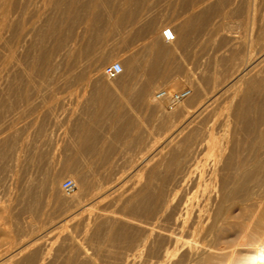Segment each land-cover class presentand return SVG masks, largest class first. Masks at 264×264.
<instances>
[{"label": "rangeland", "instance_id": "rangeland-1", "mask_svg": "<svg viewBox=\"0 0 264 264\" xmlns=\"http://www.w3.org/2000/svg\"><path fill=\"white\" fill-rule=\"evenodd\" d=\"M0 1L1 4L5 2L0 4V21H5L0 22V53H5L4 58L0 55V77L5 74L0 82V96L3 93L0 97V264H126L133 251L124 236H139L141 216L135 213L136 217L139 216L135 218V214L127 212L129 206L125 200L112 205L109 197L103 201L105 204H95L94 191L86 186L105 175L112 176V180H121L119 195L125 190L128 195L139 191L140 184L150 176L156 164L154 161L162 160L151 147L153 142L162 141L164 134L174 125L179 123L181 126L188 111L195 109L198 100L195 97H199L200 90L210 93L216 80H229L239 67L264 65V0H26L27 4L25 0ZM5 9L9 10L6 12ZM93 13L97 14L96 18ZM158 17L166 20L161 27L156 21ZM167 26L177 30V40L166 42L159 38ZM17 28H20L19 32ZM181 37L183 46L180 47ZM22 40L28 43L23 44ZM44 49L50 54L48 57H45ZM35 51L38 52L34 54ZM158 57L170 62L178 58L185 65L177 62L149 65ZM117 61L123 63L125 72L109 79L104 68ZM100 64H103L101 77L96 78ZM81 66L85 73L80 70ZM247 77L250 80L231 87L220 97L223 99L215 102L212 109L217 110V115L229 113L233 117L245 96L253 103L263 102V95L253 80L254 74ZM185 88L192 90L191 95L174 109L169 108L168 99L156 98V93L162 89L176 92ZM144 89L149 91L143 99L140 95ZM97 110L105 113L103 121L98 123L92 120ZM259 113L255 112L253 117L258 118ZM177 119L180 122L175 123ZM88 126L94 127L97 136L92 135L93 140L89 137L85 141ZM234 131L229 135L230 139H244L241 138L243 134ZM255 137L254 134L244 139V145L241 142V156L252 159L253 151L256 154L259 146L264 148V142L258 145ZM82 178L89 181L85 184ZM66 179L77 184L72 194L62 189ZM263 180L264 167L257 168L246 180L248 191L252 189L251 193L261 194ZM253 188L259 190L255 192ZM261 191L263 194L264 189ZM72 195L79 199L78 207L71 204ZM241 203L238 201L229 209L214 243L198 263L264 264V203ZM112 210L119 213L110 220L105 213ZM117 216L119 218L115 219ZM115 233L116 242L111 239Z\"/></svg>", "mask_w": 264, "mask_h": 264}, {"label": "bare ground", "instance_id": "bare-ground-1", "mask_svg": "<svg viewBox=\"0 0 264 264\" xmlns=\"http://www.w3.org/2000/svg\"><path fill=\"white\" fill-rule=\"evenodd\" d=\"M6 1V0H5ZM13 1V0H12ZM21 1V0H20ZM24 1V0H23ZM26 1V0H25ZM24 1V2H25ZM37 1V0H36ZM47 1V0H46ZM79 1V0H77ZM82 0H80L81 2ZM1 2V1H0ZM4 4L5 2L2 1ZM7 2V1H6ZM15 2V1H14ZM13 2V4H14ZM18 2V0H17ZM2 3V4H3ZM9 3V2H8ZM29 3V2H28ZM47 3V2H46ZM102 3V2H101ZM1 4V3H0ZM1 4V5H2ZM27 4V1H26ZM54 3H52L53 5ZM100 6L102 4L98 3ZM0 5V6H1ZM32 6V5H31ZM37 6V5H36ZM251 6V5H250ZM3 7V6H2ZM5 7V5H4ZM7 7V6H6ZM9 7V5H8ZM26 7V6H25ZM35 7V6H34ZM38 7V6H37ZM47 7V6H46ZM50 7V6H49ZM96 7V6H95ZM99 7V6H98ZM17 8V7H16ZM42 9V8H41ZM48 9V8H47ZM95 9V8H94ZM6 10V9H5ZM9 10V9H8ZM6 10V12L8 11ZM37 10V8L35 9ZM93 10V9H92ZM96 10V9H95ZM2 11V10H1ZM19 11V10H18ZM34 11V10H33ZM12 12V11H11ZM27 12V11H26ZM29 12V11H28ZM46 12V10H45ZM44 12V13H45ZM92 12V11H91ZM15 13V12H14ZM25 13V12H24ZM31 13V12H30ZM101 13V12H100ZM98 13V15L100 14ZM119 13V12H118ZM7 14V13H6ZM18 14V13H17ZM21 14V12H20ZM19 14V15H20ZM29 14V13H28ZM32 14V13H31ZM30 14V15H31ZM39 14V13H38ZM68 14V11H67ZM96 14V13H95ZM2 15V14H1ZM5 15V14H4ZM10 15V13H9ZM8 15V17H9ZM22 15V14H21ZM37 15V14H36ZM35 15V16H36ZM43 15V14H42ZM45 15V14H44ZM129 15V14H128ZM201 15V14H200ZM203 15V14H202ZM23 16V15H22ZM97 14L94 15L93 17ZM130 16V15H129ZM4 17V16H3ZM7 17V18H8ZM10 17H13L10 15ZM15 17V16H14ZM34 17V16H32ZM49 17V16H48ZM94 17V18H96ZM126 17V16H125ZM6 18V17H5ZM17 18V17H15ZM27 18V17H26ZM30 18V17H29ZM39 18V17H38ZM93 18V19H94ZM11 19V18H10ZM45 19V18H43ZM42 19V20H43ZM100 19V18H97ZM96 19V20H97ZM1 20V18H0ZM12 20V19H11ZM17 20V19H16ZM20 20V19H18ZM25 20V19H24ZM28 20V18H27ZM31 20V19H30ZM39 20V19H38ZM41 20V21H42ZM92 20V18H90ZM127 20V19H126ZM13 21V20H12ZM37 21V20H35ZM95 23L96 21L93 20ZM4 23L3 21H0ZM18 22V21H16ZM15 22V23H16ZM21 22V21H20ZM39 22V21H38ZM44 22V21H43ZM42 22V23H43ZM89 22V21H88ZM87 22V24H88ZM23 23V22H22ZM37 23V22H36ZM40 23V22H39ZM41 23V24H42ZM70 23V22H69ZM68 23V24H69ZM93 23V22H90ZM7 25V23H5ZM4 24V25H5ZM65 24V22H64ZM67 24V23H66ZM94 24V23H93ZM3 25V24H2ZM1 25V26H2ZM3 25V26H4ZM16 25V24H14ZM20 25V24H19ZM27 25V24H26ZM71 25V24H70ZM69 25V26H70ZM74 25V24H73ZM17 26V25H16ZM15 26V28H16ZM55 26V25H53ZM66 26V25H64ZM18 27V26H17ZM23 27V26H22ZM40 27V26H38ZM44 27V26H43ZM49 27V26H48ZM89 27V25H87ZM92 27V24L91 26ZM89 27V28H90ZM190 27V26H189ZM9 28V27H7ZM58 28V27H57ZM55 27V29H57ZM98 28V27H97ZM12 29V28H11ZM27 29V28H26ZM43 29V28H42ZM51 29V27H50ZM18 30V28H17ZM32 30V29H30ZM83 30V29H82ZM3 31V30H2ZM8 31V30H7ZM11 31V30H10ZM20 31V28L18 32ZM26 31V30H25ZM29 31V30H28ZM59 31V30H58ZM57 31V32H58ZM61 31V30H60ZM177 31V30H176ZM6 32V31H5ZM16 32V31H15ZM34 32V30H33ZM53 32V28H52ZM50 32L51 34H53ZM13 33V32H12ZM11 33V34H12ZM27 33V32H26ZM32 33V32H31ZM40 33V32H39ZM43 33V32H42ZM41 33V34H42ZM80 33V32H79ZM177 33V32H176ZM10 34V33H9ZM16 34V33H15ZM19 34V33H18ZM16 34V35H18ZM25 34V33H24ZM36 34V33H35ZM34 34V35H35ZM58 34V33H56ZM62 34V33H61ZM4 36V34H2ZM22 35V34H21ZM37 35V34H36ZM45 35V34H43ZM47 35V34H46ZM95 35V34H94ZM2 36V38H3ZM13 36H15L13 34ZM52 36V35H51ZM57 36V35H56ZM55 36V37H56ZM61 36V35H60ZM178 36V33H177ZM9 37H12L11 35ZM25 37V35H24ZM13 38V37H12ZM26 38V37H25ZM10 39V38H9ZM15 39V37H14ZM23 39V37H22ZM27 39V38H26ZM38 39V38H36ZM7 40V39H6ZM5 40V41H6ZM21 40V39H20ZM24 40V39H23ZM22 40V41H23ZM33 40V39H32ZM177 40V39H176ZM8 41V40H7ZM6 41V43H7ZM11 41V40H9ZM2 42V41H1ZM18 42V41H17ZM24 42V41H23ZM27 42V41H25ZM25 42L23 44H25ZM30 42V41H29ZM14 43V42H13ZM28 43V42H27ZM45 43V42H43ZM9 44V43H7ZM6 44V45H7ZM11 44V43H10ZM19 44V43H18ZM22 44V43H21ZM22 44V45H23ZM32 44V43H31ZM70 44V42H69ZM12 45V44H11ZM10 45V46H11ZM20 45V44H19ZM30 45V44H29ZM46 45V44H45ZM264 45V44H263ZM4 46V45H3ZM14 46V45H13ZM39 46V45H38ZM20 47H22L20 45ZM19 47V49H21ZM36 46H34L35 48ZM43 47V45L41 46ZM8 48V46H7ZM12 48V47H11ZM261 48V47H260ZM264 48V46H263ZM1 49V48H0ZM14 49V48H13ZM10 48L8 49V51ZM38 50V48H37ZM42 50V48H41ZM261 50V49H260ZM17 51V49H16ZM21 51V50H20ZM46 52V50L44 49ZM6 52V51H5ZM38 52V51H37ZM35 51L34 54L37 53ZM50 52V51H49ZM18 53V52H16ZM40 53V52H39ZM47 53V52H46ZM48 55L50 54H46ZM59 53V52H58ZM89 52H87L88 54ZM20 54V52H19ZM1 55V53H0ZM5 55V53H4ZM4 55L3 56L4 58ZM12 55V54H11ZM10 55V57H11ZM15 55V54H14ZM13 55V56H14ZM40 55V56H42ZM8 56V54H7ZM30 56V55H29ZM35 56V55H34ZM52 56V55H51ZM55 56V55H53ZM259 56V55H258ZM33 57V56H32ZM38 57V56H37ZM2 58V59H3ZM53 58V57H52ZM55 58V57H54ZM59 58V57H58ZM57 58V59H58ZM67 58V57H66ZM6 59V57H5ZM8 59V58H7ZM17 59V58H16ZM32 58H30L31 60ZM34 59V57H33ZM36 59V58H35ZM60 59V58H59ZM95 59V58H94ZM1 60V58H0ZM9 60V59H8ZM47 61L49 59H46ZM4 61V59H3ZM19 61V60H18ZM53 61V60H51ZM49 61L50 63H52ZM5 62V61H4ZM3 62V63H4ZM30 62V61H28ZM46 62V61H45ZM257 62V60H256ZM262 62V61H261ZM264 62V61H263ZM9 63V62H8ZM12 63V62H11ZM15 63V62H14ZM17 63V62H16ZM36 63V62H35ZM58 63V62H57ZM61 63V62H60ZM107 63V62H106ZM259 63V62H258ZM41 64V63H40ZM53 64V63H52ZM86 64V63H85ZM104 64V63H103ZM103 64L98 65L100 68L95 73L96 78L101 77V67ZM253 64V63H251ZM262 64V63H261ZM242 65L245 68H240L237 70L236 74L230 76L231 78L225 79V82H216L214 83L213 89L210 93L201 91L198 93L199 97L196 101L195 109L188 111L184 122L181 126L170 125L171 130H169L163 140H155L151 146L156 153V156L161 157L154 161L156 164L151 170L149 177L144 178L146 181L140 184L141 188L136 193L133 192L128 195L125 191L121 192L120 195L117 194L120 189L121 180L111 178L106 176L108 171L103 172V177H99L98 180L91 182L88 186L94 191V200L95 204H101L105 199L111 198V204L116 205L120 201H126L129 206V210L134 215L137 213L141 216V224L139 227L140 234L139 236H124L125 240L131 245V254L129 258L127 257L126 264H197L202 256L206 253L211 244L214 243L215 237L219 231L220 226L224 222L226 215L228 214L231 207H235L237 202L240 203H264V193L262 194L261 185L259 186V193H251L248 191V186H246V180L248 176L251 177L255 173L257 168L264 167V148L259 146L260 150L257 149L256 154L252 152L254 157L252 159L241 156V142L244 145V139L250 138L252 135H256L255 140L257 139L259 143L264 142V100L262 103H253L249 98L244 97V101L240 103L236 113L232 115L225 114L217 115L213 111V106L223 94L228 93L231 87L236 85L243 84L246 80H250L252 76L248 79L247 75L254 74L255 85H258L259 90L262 93V98H264V65ZM46 65V64H45ZM55 65V64H54ZM7 66V65H6ZM5 66V67H6ZM33 66V64H32ZM36 65H34L35 67ZM41 66V65H40ZM44 66V65H42ZM72 66V65H71ZM149 66V65H148ZM250 66L247 72H245ZM22 69V66H20ZM51 67V66H50ZM53 67V66H52ZM70 67V66H69ZM82 67V66H81ZM80 67V68H81ZM86 67V66H85ZM97 67V66H96ZM126 67V66H125ZM153 67V66H152ZM229 67V66H228ZM9 68V67H8ZM19 68V67H18ZM37 68V67H36ZM43 68V67H42ZM48 68V67H47ZM56 68V67H54ZM52 68V69H54ZM61 68V66H60ZM59 68V69H60ZM78 68V70L80 69ZM87 68V67H86ZM148 68V67H146ZM235 68V67H234ZM1 69V67H0ZM38 69V68H37ZM34 69V70H37ZM41 69V67H40ZM68 69V68H66ZM72 69V67H71ZM69 68L68 72L70 74ZM74 69V68H73ZM72 69V70H73ZM83 67L80 69L82 70ZM89 69V67H88ZM86 69V70H88ZM96 69V68H95ZM133 70L135 69L132 68ZM219 69V68H218ZM2 70V69H1ZM9 70V69H7ZM17 70V69H16ZM33 70V71H34ZM45 70V69H44ZM58 70V69H57ZM61 70V69H60ZM59 70V71H60ZM85 70V69H84ZM84 70H82L84 72ZM94 70V69H93ZM160 70V69H159ZM234 70V69H233ZM40 71V70H39ZM38 71V72H39ZM53 71V70H52ZM67 71V70H66ZM64 71V72H66ZM89 71V70H88ZM129 71V70H128ZM152 71V70H151ZM226 71V70H225ZM3 72V71H2ZM22 72V71H20ZM25 72V71H24ZM35 72V71H34ZM58 72V71H57ZM68 72L66 74H68ZM75 72V71H74ZM125 72V69L123 70ZM233 72V71H232ZM31 73V72H30ZM56 73V72H55ZM59 73V72H58ZM57 73V75H58ZM77 73V72H76ZM85 73V72H84ZM21 74V73H20ZM23 74V72H22ZM34 74V73H33ZM40 74V73H38ZM48 75V73H46ZM63 74V73H62ZM64 73V75H66ZM72 74V73H71ZM94 74V73H93ZM5 75V74H4ZM3 75V76H4ZM36 75V74H35ZM51 75V74H50ZM48 75V76H50ZM53 75V74H52ZM73 75V74H72ZM92 75V74H91ZM150 75V74H149ZM201 75V74H200ZM2 76V77H3ZM9 76V74H8ZM16 76V74H15ZM56 76V75H55ZM63 76V75H61ZM67 76V75H66ZM64 76V77H66ZM71 76V75H70ZM69 76V77H70ZM77 76V74H75ZM83 76V75H82ZM90 76V75H89ZM93 76V75H92ZM212 76V75H211ZM0 77V82L3 81V78ZM5 77V76H4ZM30 77V76H28ZM35 77V76H33ZM37 77V76H36ZM59 77V76H58ZM68 77V76H67ZM80 77V76H79ZM85 77V76H83ZM94 77V78H95ZM213 77V76H212ZM10 78V77H9ZM44 78V77H43ZM62 78V77H61ZM156 78V77H155ZM158 78V77H157ZM216 78V76H215ZM219 78V77H218ZM217 78V79H218ZM7 79V78H5ZM4 79V80H5ZM25 79V78H24ZM60 79V78H59ZM57 79V81H59ZM68 79V78H67ZM73 79V78H72ZM82 79V77H81ZM85 79V78H84ZM87 79V78H86ZM112 79V78H109ZM8 80V79H7ZM13 80V79H10ZM49 80V79H48ZM51 80V78H50ZM71 80V79H70ZM78 81V79H76ZM88 80V79H87ZM145 80V79H144ZM227 80V81H226ZM252 80V79H251ZM257 80V81H256ZM6 81V80H5ZM55 81V80H54ZM69 81V80H68ZM68 81H66L68 83ZM73 81V80H72ZM80 81V80H79ZM82 81H84L82 79ZM112 81V80H111ZM155 81V79H154ZM211 82V80H208ZM213 81V80H212ZM7 82V81H6ZM60 82V81H59ZM58 82V83H59ZM70 82V81H69ZM75 82V79H74ZM5 83V82H4ZM11 83V82H9ZM30 83V82H29ZM63 81H61V84ZM66 83V84H67ZM13 84V82L11 83ZM15 84V83H14ZM17 84V83H16ZM65 84V82H64ZM93 84V83H92ZM177 84V83H176ZM211 84V83H210ZM248 84V83H245ZM254 84V82H253ZM60 85V83H59ZM63 85V84H62ZM202 85V84H201ZM69 86V85H68ZM74 86V85H73ZM134 86V85H133ZM142 86V85H141ZM211 86V87H212ZM16 87V86H15ZM27 87V86H26ZM246 87V86H245ZM257 87V86H256ZM1 88V87H0ZM11 88V87H10ZM13 88V87H12ZM17 88V87H16ZM19 88V87H18ZM33 88V87H32ZM205 88V87H204ZM239 88V87H237ZM241 88V86H240ZM70 89V88H69ZM110 89V88H109ZM129 89V86H128ZM139 89V88H138ZM142 89V88H141ZM246 89V88H245ZM105 90V89H104ZM111 90V89H110ZM197 90V89H196ZM239 90V89H238ZM244 90V89H243ZM251 90V89H250ZM248 90V92L250 91ZM253 90V89H252ZM4 91V90H3ZM14 91V90H13ZM102 91V90H101ZM108 91V90H107ZM141 91V90H139ZM149 89H144L141 92L142 98L148 94ZM45 92V91H44ZM97 92V91H96ZM112 92V91H111ZM153 92V91H152ZM170 92V91H169ZM234 92V91H233ZM236 92V91H235ZM239 92V91H238ZM241 92V91H240ZM254 92V91H253ZM7 93V92H5ZM15 93V92H14ZM113 93V92H112ZM237 93V92H236ZM10 94V93H9ZM94 94V93H93ZM230 95L232 93H229ZM243 94V93H242ZM249 94V93H248ZM3 95V93H2ZM1 95V96H2ZM5 95V94H4ZM7 95V94H6ZM109 95V94H107ZM226 95V94H225ZM233 95V94H232ZM246 95V93H245ZM253 94H251L252 96ZM0 96V97H1ZM106 96V95H105ZM111 96V95H109ZM106 97L107 98L109 97ZM196 96V95H195ZM242 96V95H241ZM250 96V97H251ZM258 96V95H256ZM3 97V96H2ZM139 97V96H138ZM192 97V96H191ZM225 97V96H224ZM9 98V97H8ZM133 98V97H132ZM194 98V99H195ZM243 98V97H242ZM254 98V97H253ZM258 98V97H257ZM227 99V98H226ZM241 99V98H240ZM252 99V98H251ZM260 99V100H261ZM255 100V98H254ZM2 101V100H1ZM103 101V100H102ZM152 101V100H151ZM234 101V100H233ZM253 101V100H252ZM149 102V101H148ZM219 102V101H218ZM255 102V101H254ZM257 102V101H256ZM5 103H7L5 101ZM225 103V102H224ZM222 104V103H221ZM231 104H234L231 102ZM236 104V103H235ZM234 104V105H235ZM93 105V104H92ZM217 105V104H216ZM219 105V104H218ZM103 106V105H102ZM187 107V106H186ZM220 107V106H219ZM218 107V108H219ZM232 107V106H229ZM10 108V107H9ZM17 108V107H16ZM110 108V107H109ZM192 109V108H191ZM69 110V109H68ZM232 110V109H231ZM66 111V109H65ZM260 112L258 118H254L253 114L255 112ZM85 113V112H84ZM167 113V112H166ZM226 113V112H225ZM3 114V113H2ZM64 114V113H63ZM231 114V113H230ZM62 115V114H61ZM93 115V114H92ZM105 113L102 114V111H98L94 114L92 120L96 123L103 121ZM116 115V114H115ZM59 116V115H58ZM163 116V115H162ZM165 116V114H164ZM185 117V115H183ZM51 118V117H50ZM106 119V117H105ZM109 119V118H108ZM77 120V119H76ZM107 120V119H106ZM49 121V120H48ZM79 121V120H78ZM180 122V120L175 121V123ZM68 123V122H67ZM80 123V122H79ZM173 123V120H172ZM171 123V124H172ZM108 124V123H107ZM115 125V124H114ZM83 126V125H82ZM162 126V125H161ZM165 126V125H164ZM184 126V127H183ZM166 127V126H165ZM168 127V128H170ZM183 127V128H182ZM235 129L234 133H240L244 139L237 140L230 139L229 135L232 130ZM84 128V127H83ZM115 129V128H114ZM187 129V130H186ZM77 130V129H76ZM75 130V131H76ZM79 131V130H78ZM87 137L85 141L90 137L96 135L94 127H89L86 129ZM96 132V133H95ZM157 134V133H156ZM239 134V135H240ZM93 135V136H92ZM163 135V134H162ZM159 136V135H158ZM161 136V135H160ZM235 136V135H234ZM155 137V136H154ZM92 139V138H91ZM89 140V139H88ZM93 140V139H92ZM152 140V139H151ZM244 140V141H243ZM248 140V139H247ZM153 141V140H152ZM237 141V142H236ZM251 141V140H249ZM7 142V141H6ZM151 142V141H150ZM252 142L253 139H252ZM92 143V142H91ZM148 143V142H147ZM255 143V142H254ZM90 144V143H89ZM97 144V143H96ZM152 144V143H151ZM88 145V144H87ZM263 145V144H261ZM3 146V145H2ZM92 147V145H89ZM150 146V143H149ZM247 146V145H246ZM256 146V145H255ZM5 147V146H4ZM150 147V148H151ZM6 148V147H5ZM95 148V147H94ZM93 148V150H94ZM254 148V147H253ZM258 148V147H257ZM262 148V150H261ZM90 150V147H88ZM243 149V148H242ZM247 149V148H246ZM245 149V151H247ZM256 150V148H255ZM241 151V152H240ZM250 151V150H248ZM259 151V152H258ZM154 153V152H153ZM154 153V154H155ZM245 153V152H244ZM7 154V152H6ZM3 155V154H2ZM150 156V155H149ZM245 156V155H244ZM251 156V155H250ZM4 157V156H3ZM152 157H154L152 155ZM1 158V157H0ZM14 158V157H13ZM148 158V157H147ZM156 158V157H155ZM23 159V158H22ZM111 159V158H110ZM150 160V159H149ZM13 161V160H12ZM39 162V161H38ZM112 162V161H111ZM153 162V163H154ZM37 163V162H36ZM108 163V162H107ZM116 163V162H115ZM147 163V162H145ZM12 164V163H11ZM40 164V163H39ZM51 164V163H50ZM120 164V163H119ZM258 164V165H256ZM6 165V164H5ZM106 165V164H105ZM110 165V164H109ZM117 165V164H116ZM147 165V164H146ZM144 165V166H146ZM41 166V165H40ZM118 166V165H117ZM115 166V168L117 167ZM143 166V165H142ZM4 167V166H3ZM20 168V167H19ZM100 168V167H99ZM135 168V167H134ZM133 168V169H134ZM148 168V167H147ZM4 169V168H3ZM47 169V168H46ZM111 169V167H110ZM109 169V170H110ZM118 169V167L116 168ZM24 170V169H23ZM45 170V169H44ZM125 170V169H124ZM130 170V169H129ZM143 170V169H142ZM141 170V171H142ZM98 171V170H97ZM123 171V170H122ZM131 171V170H130ZM150 171V168H149ZM147 170V173H150ZM36 172V171H35ZM115 172V171H113ZM112 172V173H113ZM117 172V171H116ZM115 172V173H116ZM114 173V174H115ZM123 173V172H122ZM139 173V172H138ZM146 173V174H147ZM22 174V173H21ZM118 174V173H117ZM140 174V173H139ZM144 174V173H143ZM101 175V173H100ZM98 175V176H100ZM113 175V174H112ZM126 175V174H125ZM5 176V175H4ZM42 176V175H41ZM44 176V175H43ZM119 176V174H118ZM123 176V175H122ZM129 176V175H128ZM142 176V175H141ZM144 176V175H143ZM45 177V176H44ZM127 177V176H126ZM130 177V176H129ZM136 177V175H135ZM244 180V178H246ZM260 177V176H259ZM8 178V177H7ZM48 178V177H47ZM87 178V177H86ZM117 178V176H116ZM120 178V177H119ZM131 178V177H130ZM89 179V178H88ZM138 179V178H137ZM141 179V178H140ZM263 179V178H262ZM35 180V179H33ZM43 180V179H42ZM82 181L86 184V181L82 178ZM136 180V179H135ZM143 180V179H142ZM39 181V180H38ZM77 181V180H76ZM89 181V180H88ZM87 181V182H88ZM126 181V180H125ZM134 181V180H133ZM137 181V180H136ZM141 181V180H140ZM261 181V180H260ZM264 181V180H263ZM56 182V181H55ZM131 182V180H130ZM139 182V180L137 181ZM36 183V182H34ZM141 183V182H140ZM258 183V182H257ZM15 184V183H14ZM56 184V183H55ZM84 184V185H85ZM131 184V183H130ZM264 184V183H263ZM262 184V185H263ZM4 185V184H3ZM11 186V185H10ZM16 186V185H15ZM48 186V184H47ZM51 186V185H50ZM57 186V185H56ZM122 186V184H121ZM252 186V187H253ZM1 187V186H0ZM54 187V186H53ZM123 187V186H122ZM127 187V186H126ZM136 187V186H134ZM261 187V188H260ZM257 188V187H256ZM30 189V188H29ZM55 189V188H53ZM51 189V190H53ZM129 189V188H128ZM135 189V188H134ZM57 190V189H56ZM131 190V188L129 189ZM128 190V192H129ZM137 190V189H136ZM257 190V191H258ZM36 191V190H35ZM50 191V187H49ZM38 192V191H37ZM36 192V193H37ZM90 192V190H89ZM135 193V194H134ZM117 194V195H116ZM115 195L117 197H115ZM131 195V196H130ZM35 196V195H34ZM73 197L68 198L71 201V204L77 206L79 204V199L72 195ZM41 198V197H40ZM109 200V199H108ZM107 200V201H108ZM38 201V200H37ZM110 201V200H109ZM33 203V202H32ZM104 203V202H103ZM108 203V202H107ZM241 203V204H242ZM94 204V205H95ZM105 204V203H104ZM110 205V202L108 203ZM122 204V203H121ZM239 204V205H241ZM242 204V205H243ZM256 204V205H257ZM80 205V204H79ZM107 205L108 207H110ZM123 205V204H122ZM120 205V206H122ZM247 205V204H245ZM250 205V204H249ZM103 206V204H102ZM125 206V204L123 205ZM248 206V205H247ZM74 207V206H73ZM78 207V206H77ZM80 207V206H79ZM105 207V205H104ZM118 208V206H116ZM124 208V207H123ZM74 209V208H73ZM127 209V208H126ZM233 209V208H232ZM114 210V209H113ZM105 213L107 218L113 220L116 217L115 211ZM105 211V210H104ZM107 211V210H106ZM109 211V210H108ZM124 211V210H123ZM65 213V212H64ZM67 213V212H66ZM119 213V212H118ZM117 213V214H118ZM125 213V212H124ZM230 213V212H229ZM68 214V213H67ZM102 214V213H101ZM99 214V215H101ZM121 215V214H120ZM124 215V214H123ZM122 215V216H123ZM126 214L125 216H127ZM72 216V215H71ZM104 216V215H101ZM124 216V217H125ZM137 216V217H139ZM136 214H135V218ZM99 218V217H98ZM113 218V219H112ZM119 216H117L118 219ZM123 218V217H122ZM127 218V217H126ZM130 221H131V217ZM128 218V219H129ZM134 218V217H133ZM84 219V218H83ZM128 219L126 221H128ZM227 219V218H226ZM72 220V219H71ZM96 220H98L96 218ZM104 220V219H103ZM108 221V219H106ZM124 220V219H123ZM135 220V219H134ZM67 221V220H66ZM119 221V220H118ZM133 221V220H132ZM139 221V219H138ZM33 222V221H32ZM96 222V221H94ZM129 222V221H128ZM139 222V223H140ZM89 223V222H87ZM124 223V222H123ZM133 223V222H132ZM136 223V221H135ZM134 223V224H135ZM137 224V223H136ZM131 225V224H130ZM87 226V225H86ZM137 224V229H138ZM62 227V226H61ZM88 228V227H87ZM123 229V228H122ZM124 231V230H123ZM121 232V231H120ZM97 233V232H96ZM118 233V232H117ZM124 233V232H123ZM130 234V232H128ZM132 233V232H131ZM134 233V232H133ZM78 234V233H77ZM119 234V233H118ZM245 234V233H244ZM121 235V234H119ZM121 237V236H118ZM113 241L117 240V234L111 236ZM122 239V238H120ZM83 240V239H82ZM124 240V239H123ZM94 241V240H93ZM106 243V242H103ZM89 244V243H88ZM120 244V242H119ZM118 244V245H119ZM122 245V244H121ZM126 245V246H127ZM101 251V250H100ZM128 251V250H126ZM95 253V252H94ZM116 253V252H115ZM82 254V253H81ZM128 254V252H127ZM129 254V255H131ZM105 256V255H104ZM127 256V255H126ZM85 257V256H84ZM126 259V258H125ZM124 259V260H125ZM92 260V259H91ZM113 260V259H112ZM123 261V260H122ZM202 261V260H201ZM124 262V261H123ZM95 263V262H94ZM93 263V264H94ZM101 263V262H100ZM120 263V262H119ZM125 263V262H124ZM99 264V263H98ZM200 264V263H198Z\"/></svg>", "mask_w": 264, "mask_h": 264}, {"label": "built area", "instance_id": "built-area-1", "mask_svg": "<svg viewBox=\"0 0 264 264\" xmlns=\"http://www.w3.org/2000/svg\"><path fill=\"white\" fill-rule=\"evenodd\" d=\"M162 36L164 41L166 42H173L177 39L176 30L171 27L167 26L162 30ZM124 66L122 62H113L105 66L104 73L109 78H116L123 73ZM192 93L190 88H185L176 92H169L167 89H162L156 93V98L159 100H169V108L174 109L178 104L185 101ZM62 189L72 194L77 189V184L72 179H66L62 183Z\"/></svg>", "mask_w": 264, "mask_h": 264}, {"label": "crops", "instance_id": "crops-1", "mask_svg": "<svg viewBox=\"0 0 264 264\" xmlns=\"http://www.w3.org/2000/svg\"><path fill=\"white\" fill-rule=\"evenodd\" d=\"M145 16H147V14H145ZM156 21H158L159 27H161V25L163 23H165L166 20L162 17H158V18H156ZM159 38L161 39V38H163V36L161 35V36H159ZM178 45L180 47L183 46V37L180 38ZM174 62H177L178 65H185L184 62L178 61V58H177V61L174 60V61L170 62V61H168L167 58H163V57L153 58V60L150 61L149 65H172V63H174Z\"/></svg>", "mask_w": 264, "mask_h": 264}]
</instances>
